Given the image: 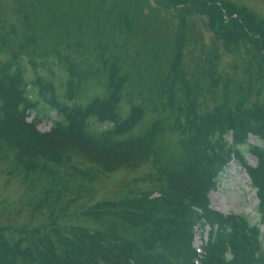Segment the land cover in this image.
<instances>
[{"label":"trees","instance_id":"16d2710c","mask_svg":"<svg viewBox=\"0 0 264 264\" xmlns=\"http://www.w3.org/2000/svg\"><path fill=\"white\" fill-rule=\"evenodd\" d=\"M156 5L9 0L7 16L0 0V164L36 189L34 209L50 208L44 224H0V264H264V18L231 0ZM160 9L179 19L171 45L155 34ZM232 158L256 188L257 221L210 206ZM146 163L150 190L81 210L99 228L52 215L82 214L60 204L66 175ZM197 225L209 227L200 254Z\"/></svg>","mask_w":264,"mask_h":264},{"label":"rangeland","instance_id":"374dc122","mask_svg":"<svg viewBox=\"0 0 264 264\" xmlns=\"http://www.w3.org/2000/svg\"><path fill=\"white\" fill-rule=\"evenodd\" d=\"M160 1V0H159ZM237 4H242L252 9L260 18H264V0H231ZM152 7H156V0H147ZM5 8V15H10L9 0H2ZM155 9V8H154ZM159 15L163 19L162 25L156 29V35L169 42L171 45L175 39L178 28L179 19L173 14L172 11L160 9ZM162 13V14H160ZM158 15V14H157ZM203 41H207L210 36V31L203 29ZM202 44V43H201ZM188 52V51H187ZM187 53L185 59L188 63L191 60H199V56ZM164 56V55H161ZM229 57H225L223 61H227ZM162 65H166L164 60ZM31 73V72H30ZM60 77L62 76L59 73ZM54 115V111H51ZM34 112H30L28 120H32ZM148 117V116H147ZM146 117V119H147ZM34 120V119H33ZM147 121V120H145ZM51 121L43 120L37 123V128L40 131H46L50 128ZM247 142L254 143L260 142L259 138L255 135H250ZM245 146V145H244ZM245 148V147H244ZM244 155L248 163L255 164L256 158L244 149ZM79 166L86 168L90 165L87 162H79ZM6 166L0 164V224L11 222L15 227L20 226H34L44 224L48 221L50 216V208H42L36 210L33 208L35 199L40 196L36 189L30 188L27 182L23 181L21 177L16 175H8L3 171ZM58 167V166H55ZM69 170L68 165L60 166V171L64 175ZM151 171L149 164H142L141 166L133 169L120 168L109 173H98L96 178L92 181L82 179L78 176H65L64 180L67 181L64 185V190L67 195L61 201L64 205L68 200H73L69 204V208L76 207L78 212L84 208L92 206L100 201H118V199L128 196L136 195L140 190L151 189V184L143 175ZM75 192L74 194H72ZM159 192L154 191L151 196H157ZM210 206L222 213H244L248 215L253 221H257L258 198L256 195V188L251 184V180L236 158H232L226 166L225 170L219 176L216 185L209 192ZM73 213V210H67L65 213H58L56 210L52 213L53 216H58L57 221L60 225L66 227L85 226L90 229H97L99 225L93 221L89 216L81 212ZM264 231V225H261ZM209 227L206 225L201 227L197 225L194 230L193 244L200 245L201 240L205 242L207 238V230Z\"/></svg>","mask_w":264,"mask_h":264}]
</instances>
